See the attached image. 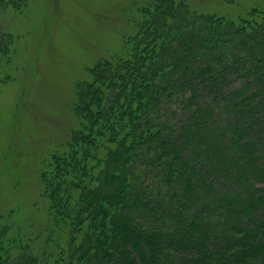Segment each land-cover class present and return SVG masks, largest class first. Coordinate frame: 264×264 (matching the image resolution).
Instances as JSON below:
<instances>
[{"label": "trees", "instance_id": "1", "mask_svg": "<svg viewBox=\"0 0 264 264\" xmlns=\"http://www.w3.org/2000/svg\"><path fill=\"white\" fill-rule=\"evenodd\" d=\"M126 48L79 84L80 127L44 160L46 251L8 226L0 264H264V10L162 0ZM217 159L223 185L198 180Z\"/></svg>", "mask_w": 264, "mask_h": 264}, {"label": "rangeland", "instance_id": "2", "mask_svg": "<svg viewBox=\"0 0 264 264\" xmlns=\"http://www.w3.org/2000/svg\"><path fill=\"white\" fill-rule=\"evenodd\" d=\"M173 1L236 22L264 10V0ZM159 2L0 0V234L9 226L5 236L17 245L46 251L42 173L49 163L44 160L58 146L67 148L80 127L75 117L79 84L103 61L126 54ZM229 156L226 151L222 158ZM228 166L217 159L196 178L213 176L223 185ZM38 235L43 238L35 239ZM5 242L0 248L10 245Z\"/></svg>", "mask_w": 264, "mask_h": 264}]
</instances>
